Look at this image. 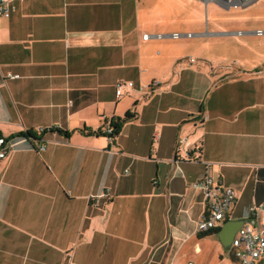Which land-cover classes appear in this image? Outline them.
Here are the masks:
<instances>
[{
    "label": "crops",
    "instance_id": "0c3cea01",
    "mask_svg": "<svg viewBox=\"0 0 264 264\" xmlns=\"http://www.w3.org/2000/svg\"><path fill=\"white\" fill-rule=\"evenodd\" d=\"M202 3L218 4L11 1L0 16V264H238L217 233L196 232L207 199L192 184L210 163L236 194L228 220L251 222L264 203V0L225 8V23L209 7L204 22ZM187 4L201 18L163 11ZM120 81L132 87L117 98Z\"/></svg>",
    "mask_w": 264,
    "mask_h": 264
},
{
    "label": "built area",
    "instance_id": "2783aa9c",
    "mask_svg": "<svg viewBox=\"0 0 264 264\" xmlns=\"http://www.w3.org/2000/svg\"><path fill=\"white\" fill-rule=\"evenodd\" d=\"M12 0H0V16L7 18L10 16V3ZM22 1V0H16ZM204 3L215 1L224 8L249 6L256 0H202ZM257 34L262 35L264 32L257 30ZM158 37H161L157 35ZM173 39L180 37L177 33L170 35ZM148 39L149 35L143 36ZM15 78V77H14ZM132 83L117 82L115 84V96L118 98L126 89H130ZM114 132L111 124H107L105 134L111 138ZM8 143L3 137H0V160L6 158L8 153ZM44 148V145L40 149ZM210 163H205V173L200 180L193 182L192 186L201 189L207 199L206 210L202 218L195 226L197 233H204L207 230L217 229L222 223L228 220L229 213L235 201L236 194L231 188H221L215 183L211 174L208 171ZM108 190L101 196H108ZM90 200H97L96 196H89ZM251 222L244 223L238 227L234 233L233 239L230 242L232 248V258L238 264H256L260 258L264 256V203L253 206L249 212ZM193 264V263H188Z\"/></svg>",
    "mask_w": 264,
    "mask_h": 264
},
{
    "label": "rangeland",
    "instance_id": "374dc122",
    "mask_svg": "<svg viewBox=\"0 0 264 264\" xmlns=\"http://www.w3.org/2000/svg\"><path fill=\"white\" fill-rule=\"evenodd\" d=\"M192 1V0H190ZM155 5V8H152L153 11V16L157 17V18H161L159 15H161L162 11L159 5H156L155 3H153ZM218 6V7H217ZM207 7H209L207 9ZM241 7V6H240ZM192 5L187 4V6H185V8H183L184 10L182 11L181 15H178L176 13V11L174 10V8L171 9H164L163 11L166 13V16L169 17L170 19H174L176 20L177 18L179 19H185L188 18V20L194 19V18H201V16H198L195 12L192 11ZM202 11L205 10L203 12V20L204 22H207V16H206V9L208 10V12L210 11V9H217L219 8L220 13L218 15H216V20L220 23H225L227 21H229V14H228V10H234V8L237 7H229V9H225L222 6H220L219 4H217L216 6H212L211 3H209L208 5L206 4V9H204V5L202 3ZM177 14V15H176ZM186 15V16H185ZM167 18V19H169ZM209 20H211V14L209 12ZM220 52H223L222 48H220ZM228 264H236L234 262H232L231 260L228 261ZM257 264V263H256ZM264 264V262L262 263Z\"/></svg>",
    "mask_w": 264,
    "mask_h": 264
},
{
    "label": "water",
    "instance_id": "95a60500",
    "mask_svg": "<svg viewBox=\"0 0 264 264\" xmlns=\"http://www.w3.org/2000/svg\"><path fill=\"white\" fill-rule=\"evenodd\" d=\"M244 224L243 221L239 220H227L224 221L222 225L219 227V231L217 232L220 237V242L224 246H229L231 240L233 239L234 233L238 227Z\"/></svg>",
    "mask_w": 264,
    "mask_h": 264
},
{
    "label": "trees",
    "instance_id": "16d2710c",
    "mask_svg": "<svg viewBox=\"0 0 264 264\" xmlns=\"http://www.w3.org/2000/svg\"><path fill=\"white\" fill-rule=\"evenodd\" d=\"M110 124H111V126L113 127V130H114L113 134L110 135L112 137V136H115L118 133V131L120 129V126H119L118 123H113L112 121L110 122ZM48 131H51V129H49V130H43V131L40 130L41 134L46 133ZM24 136H26V137H32V134H30V132H27V133H25ZM218 231H219V228L213 229V230H210L209 229V230H207L204 233H200V235H204V236L205 235H208V234L212 235V234H216Z\"/></svg>",
    "mask_w": 264,
    "mask_h": 264
}]
</instances>
